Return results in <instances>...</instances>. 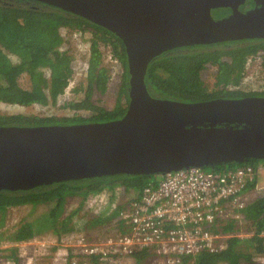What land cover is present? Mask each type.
Listing matches in <instances>:
<instances>
[{"label":"water","instance_id":"obj_1","mask_svg":"<svg viewBox=\"0 0 264 264\" xmlns=\"http://www.w3.org/2000/svg\"><path fill=\"white\" fill-rule=\"evenodd\" d=\"M117 37L128 72L121 119L0 127V191L114 176L158 177L264 161V97L180 103L152 98L144 76L172 49L264 39V0H31ZM254 7L241 11L245 2ZM229 9L213 19L211 13Z\"/></svg>","mask_w":264,"mask_h":264},{"label":"trees","instance_id":"obj_2","mask_svg":"<svg viewBox=\"0 0 264 264\" xmlns=\"http://www.w3.org/2000/svg\"><path fill=\"white\" fill-rule=\"evenodd\" d=\"M252 8L253 2L248 1ZM249 9V8H247ZM241 10V8H240ZM212 13L226 15L229 9H219ZM86 32L89 59L85 73L84 100L67 103L62 108L73 112L71 116L40 117L29 114H0V127H38L52 125H78L104 123L121 119L127 108L128 72L126 56L121 41L102 27L85 19L66 13L60 9L31 0H0V103L16 106L53 105L59 102L71 78V65L74 57L62 50L65 41L61 29ZM84 42V39H82ZM108 49L120 67L119 96L112 110L98 107L91 101V88L101 85L107 78L102 66L104 52ZM264 52V39L230 41L211 45H195L166 51L150 61L144 76V83L152 98L180 103H199L216 99H240L245 97H264V93L247 90L241 85L245 73V61L249 56ZM15 59V61L13 60ZM262 66L264 67V57ZM210 68L215 73L213 89L205 86ZM23 74L29 76V88H23L19 79ZM229 85L239 86L229 89ZM86 88L88 89L86 91ZM80 89L75 88L74 92ZM78 112H83L81 115ZM264 161L251 160L247 165L255 166ZM241 166V165H238ZM235 165L218 166L207 171H222ZM155 183L154 177L114 176L107 178L83 179L29 191H0V228L9 208L30 205H51L42 215L29 222L14 227L7 240L14 243L31 240L50 230L54 234L66 232L71 216L59 219L67 199L79 197L82 200L90 194L104 190L113 192L117 187L138 191L143 186ZM108 213V208L91 215L84 224L92 228L106 224L117 217L118 210ZM243 219L252 235L246 238L231 237L226 248L217 253L202 252L196 256L185 257L182 264H253L254 255H264V194L249 200L243 210ZM230 220L223 226V233L234 231ZM69 231L73 228H67ZM0 232V242H1ZM16 256V249H11ZM148 251L135 255L136 264H143ZM14 264L17 259L14 258Z\"/></svg>","mask_w":264,"mask_h":264},{"label":"built area","instance_id":"obj_3","mask_svg":"<svg viewBox=\"0 0 264 264\" xmlns=\"http://www.w3.org/2000/svg\"><path fill=\"white\" fill-rule=\"evenodd\" d=\"M61 30L62 39L75 33ZM263 57L264 52L260 51L245 61L241 85L247 90L264 93ZM73 84L69 80L60 97L63 103L76 101ZM241 85H229V89ZM260 175H264V166L245 164L219 172L189 168L158 176L155 183L131 190L118 210L119 230L92 240L82 235L62 237V241L65 238L68 242L63 245L64 255L69 264H77L79 259L94 264H123L147 250L158 257L159 264H182L185 257L220 252L226 248L229 234L223 233L224 224L230 220L237 225L246 222L242 213L248 202L247 193L264 194V179L260 182ZM109 193L104 190L94 195L106 204L111 199Z\"/></svg>","mask_w":264,"mask_h":264},{"label":"rangeland","instance_id":"obj_4","mask_svg":"<svg viewBox=\"0 0 264 264\" xmlns=\"http://www.w3.org/2000/svg\"><path fill=\"white\" fill-rule=\"evenodd\" d=\"M213 19H219L221 15L211 13ZM62 31V30H61ZM69 33V32H68ZM71 33V32H70ZM64 35V34H63ZM62 35V37H63ZM89 38V34L86 32H77L71 33V36L68 38H63L65 41L62 47V50L66 51L69 55L74 57V62L71 65L72 69V78L70 81L73 82L75 88H79L80 91L76 92V101L80 102L84 100V89L86 85L85 73L87 68V62L89 59L88 52V43L86 40ZM84 39V42L83 40ZM104 52L102 59V66L106 70L107 78L103 80L101 85H95L91 88V101L105 110H112L117 103L119 96V86H120V67L117 62L111 59V56L108 53L107 49H103V46L100 47ZM15 61V59H13ZM214 69L210 68L206 75V80L204 82L205 86L209 89H213L215 85V76ZM260 83H263L260 82ZM19 84L23 88H29V76L23 74L19 79ZM88 89L86 88V91ZM63 97L59 99V102L55 106L53 105H27V106H16L0 103V114H29V115H38L40 117H48L52 115L56 116H71L73 112H68L62 108ZM78 115L82 112L77 113ZM258 165L264 166L263 163H257ZM158 177H155L157 180ZM264 175H260L259 181L262 182ZM131 190L125 189H116L113 193V199L106 204L96 200V195L90 194L87 198L82 200L79 197L69 198L66 201V204L63 207L62 213L59 216V219L64 217L71 216L72 218L67 222L66 232L60 234H54L52 231L48 230L37 237L19 243H14L7 240V237L10 236L14 227L23 222H29L34 220L36 217L45 213L51 205H39L32 207L30 205L22 207L9 208L6 212L4 219V226L0 228L1 242H0V264H14V258L17 259L15 264H69V258L64 255L66 252L63 249V245L68 243L65 238L82 235L86 236L92 240L97 238H104L107 235L113 234L115 231L119 230V223L116 221V218L106 224H100L92 228L84 227V224L91 215H95L101 211H104L108 208V213L112 212L118 207H122L125 204L128 196L131 194ZM106 194V193H101ZM111 194V193H109ZM107 195V194H106ZM262 195V192L257 193L248 192L247 201L254 199L257 196ZM90 216V217H89ZM249 224L243 222L241 225L234 223V231L226 235V239L231 237L246 238L250 237L252 234L248 231ZM67 228H73L69 231ZM264 236V234H262ZM227 243V241H226ZM11 249H16V256H11ZM68 250V249H67ZM253 264H264V255H254L251 259ZM77 264H94L91 260L79 259ZM123 264H136L133 258L128 259ZM142 264V263H141ZM143 264H159L158 257L155 256L152 251L148 252V256L145 257Z\"/></svg>","mask_w":264,"mask_h":264},{"label":"flooded vegetation","instance_id":"obj_5","mask_svg":"<svg viewBox=\"0 0 264 264\" xmlns=\"http://www.w3.org/2000/svg\"><path fill=\"white\" fill-rule=\"evenodd\" d=\"M250 6H251V5H249V2H245L244 5H242V6L240 7V8H241V11H245V10H247V8L250 9V8H251ZM253 7H254V5L252 6V8H253ZM227 15H228V14H226V15H224V16H227ZM224 16L221 15L220 17H224Z\"/></svg>","mask_w":264,"mask_h":264},{"label":"crops","instance_id":"obj_6","mask_svg":"<svg viewBox=\"0 0 264 264\" xmlns=\"http://www.w3.org/2000/svg\"><path fill=\"white\" fill-rule=\"evenodd\" d=\"M155 182H156V180H155Z\"/></svg>","mask_w":264,"mask_h":264}]
</instances>
